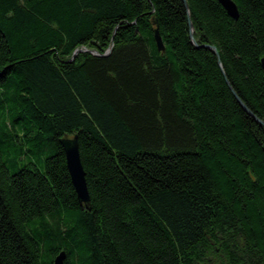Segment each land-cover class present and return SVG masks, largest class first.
Returning a JSON list of instances; mask_svg holds the SVG:
<instances>
[{
	"label": "trees",
	"instance_id": "1",
	"mask_svg": "<svg viewBox=\"0 0 264 264\" xmlns=\"http://www.w3.org/2000/svg\"><path fill=\"white\" fill-rule=\"evenodd\" d=\"M233 1L0 0V264H264V126L232 93L264 122V0Z\"/></svg>",
	"mask_w": 264,
	"mask_h": 264
},
{
	"label": "water",
	"instance_id": "2",
	"mask_svg": "<svg viewBox=\"0 0 264 264\" xmlns=\"http://www.w3.org/2000/svg\"><path fill=\"white\" fill-rule=\"evenodd\" d=\"M218 1L223 6V8L227 11L228 15L231 18L235 20L239 19V10L233 0H218ZM189 26L191 30L190 38L192 40V43L196 45L197 47L211 49L212 51L216 53V49L212 46H208V45L198 46V43L194 38V27H193L191 20H189ZM155 40H156L159 51H165L164 43L157 32L155 34ZM111 49L108 51L107 54L111 53ZM80 52H82V50L76 51V54ZM92 53L97 54L96 52H92ZM261 64L264 68V58L261 60ZM232 93L234 97L236 98V100L238 101V103L240 104V106L249 115L253 116L256 121H258L264 126V122L260 121L250 112V110L246 107V105L241 101V99L237 96V94L233 90H232ZM60 143L66 155L67 168H68L73 186L76 190L78 200L82 205H86L88 207L91 203V198H90L89 189H88V185L86 181V172L84 170L83 163L81 160V155H80L79 137L77 135L73 137L66 136L63 139H61ZM65 260H66V253L63 251L55 258L54 264H64Z\"/></svg>",
	"mask_w": 264,
	"mask_h": 264
},
{
	"label": "bare ground",
	"instance_id": "3",
	"mask_svg": "<svg viewBox=\"0 0 264 264\" xmlns=\"http://www.w3.org/2000/svg\"><path fill=\"white\" fill-rule=\"evenodd\" d=\"M209 46V45H208ZM158 47V46H157ZM159 50V49H158ZM84 51H87V50H83L82 49V52H84ZM162 52V51H161ZM164 52V51H163ZM94 55H97V54H94ZM73 184V183H72ZM75 189V188H74ZM75 192H76V190H75ZM76 195H77V193H76ZM78 198V197H77Z\"/></svg>",
	"mask_w": 264,
	"mask_h": 264
}]
</instances>
